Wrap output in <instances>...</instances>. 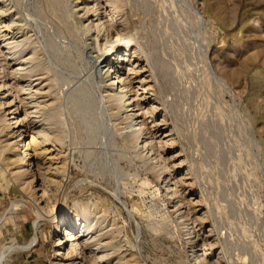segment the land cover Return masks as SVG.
<instances>
[{"label": "rangeland", "instance_id": "rangeland-1", "mask_svg": "<svg viewBox=\"0 0 264 264\" xmlns=\"http://www.w3.org/2000/svg\"><path fill=\"white\" fill-rule=\"evenodd\" d=\"M82 2L0 0L8 8L0 22L11 23L0 29V100L12 103L0 117L19 105L31 135L43 139L46 128L48 147L68 165L48 190L56 206L52 198L45 216L42 192V203L34 187L17 192L22 183L0 153V249L28 241L38 222L34 248L52 263L60 214L64 229L79 215L84 224L81 205L94 209L100 197L108 213L93 231L114 232L129 264H264V0H97L95 17ZM98 17L100 30L89 22ZM117 36L132 37L115 49L126 50L125 62L116 53L108 61L131 83L137 112L146 111L140 119L168 175L128 142L98 74ZM13 201L20 207L9 210Z\"/></svg>", "mask_w": 264, "mask_h": 264}, {"label": "bare ground", "instance_id": "bare-ground-1", "mask_svg": "<svg viewBox=\"0 0 264 264\" xmlns=\"http://www.w3.org/2000/svg\"><path fill=\"white\" fill-rule=\"evenodd\" d=\"M82 3L85 5L86 12L91 13V15H93L94 17L98 16L97 0H83ZM7 10H8L7 7L0 5V20L4 18V15L6 14ZM89 22L94 26H96L97 29L99 30L104 28L103 27L104 23L99 17L96 18L95 20L91 19L89 20ZM10 25L11 23L3 25V23L0 22V29L3 26L10 27ZM3 31L4 30H2L1 32ZM108 41L110 42V44L109 42H107V45L110 46H108V48L106 47L107 48L106 52L98 59L97 68H98V74L102 75V77L104 78L103 80L107 85L109 102L111 103L112 108H114V106L116 105V108L119 109L120 111L119 113L122 114L125 123H127L125 127L128 129L127 131L128 142L141 144L143 153L146 152V156L152 161L151 162L152 168L155 170L160 169L159 171L162 173L167 171L165 174L168 175L169 174L168 169L170 167L162 166V161L161 158L158 156L159 155L158 151L155 145L149 139L148 125L145 119L143 120L140 119V118H144L146 111L144 110L141 113L137 112L136 109L137 100L134 99L132 95L129 93L131 91L130 90L131 83L129 82L128 84L125 82L122 83V81H126V79L124 78L125 74L124 75L120 74L119 73L120 70H118V68L116 69L112 68L110 66V62L108 61L109 55L111 54L114 55L116 53V56H118L117 59L118 62L120 63L125 62V56L127 55L126 50L116 52L117 50L115 49L117 48L118 44L125 45V47L126 46L128 47L132 42V37L117 36L116 38L111 37L110 40ZM6 58H11V55L8 53ZM95 63L96 62H94V64ZM19 70H21V68H16L13 70V72L15 74H19L20 73ZM107 74H110L111 76L109 80L107 79ZM7 85H10L11 89L15 88V86L13 85L11 86V83H8ZM25 86L28 85H23L22 88H25ZM30 94H34V93L31 91ZM10 102L11 101L1 99L0 109L11 107L12 103L9 105ZM33 107H34L33 111L32 112L30 111L29 113H34L35 115L33 117H36L38 119L42 118V115H40V110L37 108V106H33ZM19 109L20 106L18 105L16 107V110L11 112L13 116L10 118H6L4 116L3 118L0 117V123L2 121L4 122L0 130V143H2V148H3L0 153L1 154L7 153L6 163L8 168L12 171L14 181L19 184L22 183V187H18V189L16 187V190H18L17 192L21 193L22 190L27 191L29 188L34 187L35 189L32 199L40 203H42L41 202L42 198H44L43 201L46 200L45 205L42 207L45 210L44 215L47 216L49 215L51 208L50 201L54 196L51 195L48 197V199H46L48 190L52 188L53 184L61 183V180L58 179L61 177L59 173L67 171V167H68L67 161L66 159L63 158L60 152L55 153L54 149L48 147L49 141H51L52 138L47 133L46 128H43V130L40 132V133L43 132L42 134L45 135L43 139L40 138L41 134L40 137L33 133L31 135L29 131L31 127L30 124H28V121L26 120L27 117H22L21 116L22 111ZM20 128L22 129L21 131H19ZM17 131H18V135H16ZM20 135L21 137L17 139V137ZM0 156L2 157V155ZM164 178H165L164 184L167 190L170 191L172 195H176L177 191L173 192V189L169 184L168 177L165 175ZM39 191L42 192L40 193V197H42L41 199L39 196H37L39 194ZM55 206H56V202L54 203V207ZM95 206L98 207H94V209H90L88 208V206L81 205V209L84 212V218H85L84 220L86 221V223L84 224L80 223L81 217L79 215V217L74 218L73 221H71L68 227L65 229L63 228V225L65 223H68L66 213H63L62 216L60 214V216L58 217L59 222L57 225V229H58L57 238H56L55 249L52 258L53 264H111L112 263L108 259L111 256L116 255L119 251V249H116L114 247L117 246V244L114 243L113 241V239H115L116 237L115 233L114 232L109 233L110 229H108L107 232H104L106 230L105 227L99 228L96 232L93 231L95 220L98 221L104 216H106V214L108 213V208L106 203L103 202V200H101L100 197H98ZM176 206H178L177 203ZM19 207L20 204L17 203L16 201H13L11 203V207L9 210H15L18 209ZM178 210H181L180 207H178ZM92 215H95V217L91 218ZM42 219L43 216L40 217V220ZM91 219H92V223L91 225H88ZM37 223L35 225V232L28 241L22 243H12L1 247L0 264H5L8 261L9 257L15 252L29 251L39 244L40 242V237L38 233L39 225ZM64 226L66 227V225ZM192 229H193L194 237L196 238L197 234L194 231V228ZM60 232H62V234H64L65 236L64 237L61 236ZM104 235H107L108 239L111 241H104L101 238ZM87 250H90L91 253L90 259H92V261L88 259V255L86 256ZM209 253H210L209 249L205 248L203 249L202 254L197 255L195 257V260L199 261L201 256L208 255ZM117 255H118L117 256L118 260L113 264H118L119 262L120 264L130 263V259L127 258L126 256L124 255L119 256V254Z\"/></svg>", "mask_w": 264, "mask_h": 264}, {"label": "crops", "instance_id": "crops-1", "mask_svg": "<svg viewBox=\"0 0 264 264\" xmlns=\"http://www.w3.org/2000/svg\"><path fill=\"white\" fill-rule=\"evenodd\" d=\"M5 264H52L48 256L40 249L24 251L13 258L8 259Z\"/></svg>", "mask_w": 264, "mask_h": 264}]
</instances>
